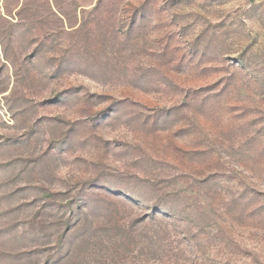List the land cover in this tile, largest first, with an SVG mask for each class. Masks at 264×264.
<instances>
[{
  "label": "rangeland",
  "instance_id": "374dc122",
  "mask_svg": "<svg viewBox=\"0 0 264 264\" xmlns=\"http://www.w3.org/2000/svg\"><path fill=\"white\" fill-rule=\"evenodd\" d=\"M0 264H264V0H0Z\"/></svg>",
  "mask_w": 264,
  "mask_h": 264
}]
</instances>
